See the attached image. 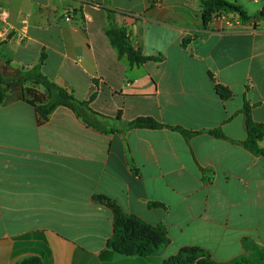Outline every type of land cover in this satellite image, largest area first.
<instances>
[{
  "label": "crops",
  "instance_id": "1",
  "mask_svg": "<svg viewBox=\"0 0 264 264\" xmlns=\"http://www.w3.org/2000/svg\"><path fill=\"white\" fill-rule=\"evenodd\" d=\"M254 18L264 0H228ZM0 264H163L182 248L218 263L264 246V154L245 146L264 126V20L238 28L230 13L206 27L201 0H0ZM74 12L72 19L66 17ZM135 48L161 57L120 59L111 13ZM6 37V38H5ZM42 73L91 108L168 127L103 132L65 105L47 120ZM249 107L250 117L246 108ZM210 131H221L218 138ZM264 151V134L255 140ZM167 230L151 256L108 248L114 210Z\"/></svg>",
  "mask_w": 264,
  "mask_h": 264
},
{
  "label": "trees",
  "instance_id": "2",
  "mask_svg": "<svg viewBox=\"0 0 264 264\" xmlns=\"http://www.w3.org/2000/svg\"><path fill=\"white\" fill-rule=\"evenodd\" d=\"M201 4L203 9L202 17L206 27L212 22L215 15L222 16L230 13L238 14L243 23H248L252 19L264 20V9L254 18H251L242 6L228 0H201ZM110 13V24L105 29V32L112 46L117 50L120 59H126L131 66H140L150 61L161 60V57L145 56L140 49L135 48L126 29L119 28L114 22V13ZM24 80L38 81L48 91V103L37 108L38 113L44 120H47L58 106L65 105L72 108L92 128L103 132L125 133L132 129H162L168 127L180 131L186 136L189 135L182 128L164 125L152 117H140L132 122H123L119 116L115 120L121 126L113 127L112 118L97 113L91 108L90 104L94 100L95 95L88 101L77 99L71 91L59 86L45 76L41 71V64L25 74L22 77V81ZM4 84L6 82L0 77V105L6 100ZM246 111L248 117H250L249 107L246 108ZM249 126L251 140L245 143V146L256 154H264V151L255 142L256 139H259L264 134V126L251 120L249 121ZM210 133L218 138H225L221 131H210ZM107 203L114 210V234L109 241L108 248L124 255L146 257L166 248L171 243L164 227H152L136 216L125 214L116 204L109 200H107ZM246 251L245 255L229 263H218L206 251L200 248L186 247L182 248L176 256L164 261L163 264H264V246H246ZM19 264H43V260L41 257L32 256L22 260Z\"/></svg>",
  "mask_w": 264,
  "mask_h": 264
},
{
  "label": "built area",
  "instance_id": "3",
  "mask_svg": "<svg viewBox=\"0 0 264 264\" xmlns=\"http://www.w3.org/2000/svg\"><path fill=\"white\" fill-rule=\"evenodd\" d=\"M226 15H227V14H224V15H222V16H221V15H220V16L215 15L214 18H213V21H214L215 19H220V18L225 19V18H226ZM73 16H74V12H73V11H69V12L66 13V17H67L68 19H72ZM227 25H228L230 28H238L239 26H243V22L241 21V19H240V20H228V21H227ZM5 38H6V37H5Z\"/></svg>",
  "mask_w": 264,
  "mask_h": 264
},
{
  "label": "clouds",
  "instance_id": "4",
  "mask_svg": "<svg viewBox=\"0 0 264 264\" xmlns=\"http://www.w3.org/2000/svg\"><path fill=\"white\" fill-rule=\"evenodd\" d=\"M8 15L9 13L7 11L0 13V16H2L3 18H7Z\"/></svg>",
  "mask_w": 264,
  "mask_h": 264
},
{
  "label": "water",
  "instance_id": "5",
  "mask_svg": "<svg viewBox=\"0 0 264 264\" xmlns=\"http://www.w3.org/2000/svg\"><path fill=\"white\" fill-rule=\"evenodd\" d=\"M6 85H3V87H5Z\"/></svg>",
  "mask_w": 264,
  "mask_h": 264
}]
</instances>
